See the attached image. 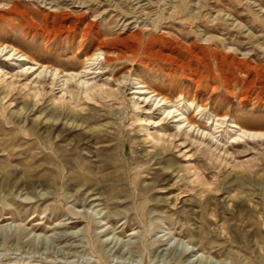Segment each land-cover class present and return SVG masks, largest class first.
Returning a JSON list of instances; mask_svg holds the SVG:
<instances>
[{
    "label": "rangeland",
    "instance_id": "obj_1",
    "mask_svg": "<svg viewBox=\"0 0 264 264\" xmlns=\"http://www.w3.org/2000/svg\"><path fill=\"white\" fill-rule=\"evenodd\" d=\"M235 121L264 133V0H0V264H264Z\"/></svg>",
    "mask_w": 264,
    "mask_h": 264
},
{
    "label": "bare ground",
    "instance_id": "obj_2",
    "mask_svg": "<svg viewBox=\"0 0 264 264\" xmlns=\"http://www.w3.org/2000/svg\"><path fill=\"white\" fill-rule=\"evenodd\" d=\"M6 49H7L6 47L3 48L4 51ZM8 54H10V56H12L14 58V60H16V61H23V60L29 59L27 56H25L23 54H18L16 52V50H14V52L11 50V52H9ZM100 61L107 62L108 58L105 56V53L103 51L98 50L94 53V55L91 58H87V64L89 65L87 67V69L88 70L89 69H91V70L97 69L94 66L97 63L100 64ZM26 65H28V64H26ZM28 69L35 70L36 68L33 65V66H30ZM72 75L73 74H71V76ZM65 79L69 80V78H65ZM84 85H88V82L87 81L84 82ZM133 88L135 89L134 94L139 95L138 98H141V99H144V101H149L150 103L156 104L157 109H159V108H160V110L162 109L165 113H167L168 117L172 116L173 118H176L175 122L178 123L177 126L179 129H181L185 125L187 128L189 127L191 129H195V130L199 129V131H200V128L202 126H204L206 128L209 124H213L215 121H217V124L215 125V128H214L215 129L214 133H218L221 131L220 125H222V123H224L222 121L223 119L215 120L212 116H206L205 117L206 121L197 120L195 118V116L197 114H195L194 116H191V115H185V112H180L181 109L179 108V104H180L181 100H177L176 102H172L167 97L160 94L158 91L149 88L147 85L142 84V82H140L138 80H136L135 86ZM90 90H91V88L88 86L86 92L88 93ZM175 112H177V113L179 112V113L174 115ZM230 127L232 129L233 134H234L232 137L235 139L257 138V137H263L264 136V133H262V132L244 129L242 126L237 124L236 121ZM222 128H223V126H222ZM203 132H205V130H203ZM186 133H188L187 130H186ZM214 133H212V136Z\"/></svg>",
    "mask_w": 264,
    "mask_h": 264
}]
</instances>
